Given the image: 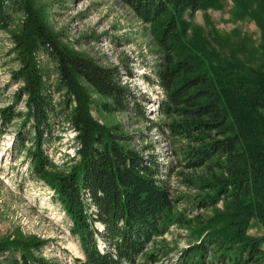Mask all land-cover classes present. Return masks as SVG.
Wrapping results in <instances>:
<instances>
[{
    "label": "trees",
    "instance_id": "obj_1",
    "mask_svg": "<svg viewBox=\"0 0 264 264\" xmlns=\"http://www.w3.org/2000/svg\"><path fill=\"white\" fill-rule=\"evenodd\" d=\"M118 1L151 27L158 44L163 122L151 127L181 142L174 155L179 167L194 174L185 184L200 193L195 207L213 213L192 220L179 212L183 200L161 179L154 154L137 152L120 126L108 128L92 117L94 105L98 113L133 112L145 119L142 105L130 110L128 99L136 98L121 85L118 71L70 50L30 11L28 0H0V32L14 23L15 13L27 17L12 36L20 64L14 80L22 83L20 98L27 97L28 108L14 146L26 152L32 175L54 192L72 222L84 256L77 264H162L174 253L172 264H264V237L248 234L253 220L264 227L263 68L187 40L185 16L216 7L218 0ZM234 2L238 14L249 11L252 2L264 10V0ZM43 52L56 65L59 103L37 60ZM81 83L101 101L94 104ZM0 115L2 127L21 116L13 107ZM53 121L77 134L80 149L71 168H56L43 149ZM29 125L33 136L22 132ZM219 202L223 210L216 209ZM173 226L188 231L184 249L172 250L164 239ZM47 244L36 237L2 240L0 264H59L42 257Z\"/></svg>",
    "mask_w": 264,
    "mask_h": 264
},
{
    "label": "rangeland",
    "instance_id": "obj_2",
    "mask_svg": "<svg viewBox=\"0 0 264 264\" xmlns=\"http://www.w3.org/2000/svg\"><path fill=\"white\" fill-rule=\"evenodd\" d=\"M28 4L47 30L70 50L104 68L117 70L121 85L136 98L128 99L130 110L135 103L145 110V119H142L133 112L98 113L92 105V117L108 128L120 126L131 137L130 147L137 152L146 157L154 154L162 165L161 179L174 198L183 200L178 206L179 212L192 220L198 215L211 216L213 210L202 212L195 207L200 193L185 184L186 178L194 174L179 167L174 155L181 142L151 127L163 122L158 105L164 100L155 69L160 55L151 27L138 20L118 0H28ZM250 6L249 11L238 14L234 0H218L216 7L200 10L193 17L186 15L187 40L203 42L208 51L264 71L261 61L264 59V10L253 2ZM25 19L24 13H15L14 23L0 32V111L13 107L21 114L6 127L1 126L0 119V241L36 237L48 242L41 252L45 259L59 264H77L76 261L84 260V256L79 238L71 233L72 222L55 199L54 192L32 175L26 152L14 146L28 108L27 97L20 98L22 83L14 80L20 64L12 36L20 32ZM37 60L45 74L47 88L53 93L54 103H59L62 97L55 93L58 82L55 63L44 52L37 54ZM81 85L94 104L101 101L90 87ZM73 105L76 106V102ZM52 124L43 147L45 154L56 168H71L78 160L80 149L77 134L62 121ZM22 132L34 134L31 125ZM196 174L202 175L201 171ZM216 209L223 210L222 202ZM248 234L263 238L264 227L253 220ZM187 236L186 229L173 226L164 239L170 249L178 250L188 244ZM100 247H103L101 243ZM176 256L174 253L172 260L175 261ZM172 260L162 264H172Z\"/></svg>",
    "mask_w": 264,
    "mask_h": 264
}]
</instances>
